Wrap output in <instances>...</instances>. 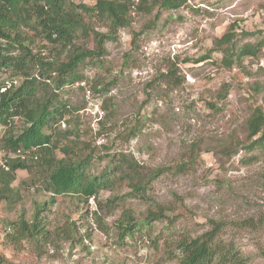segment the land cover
I'll list each match as a JSON object with an SVG mask.
<instances>
[{
  "label": "rangeland",
  "instance_id": "rangeland-1",
  "mask_svg": "<svg viewBox=\"0 0 264 264\" xmlns=\"http://www.w3.org/2000/svg\"><path fill=\"white\" fill-rule=\"evenodd\" d=\"M77 2L93 4L92 0ZM129 5V24L109 34L98 61L87 58L79 64L80 81L59 90L77 116L69 125L61 121L59 128L70 130L77 124L82 132L79 140L99 145L135 125L137 135L129 142L115 140L110 152H129L148 167L187 162L189 168L163 173L142 194L122 186L100 190L86 202L75 194L56 195L54 204L39 213L48 232L46 239L38 241L7 235L13 232L9 221L20 214L30 219L35 207L50 196L31 183L26 170H17L12 186L18 201L12 207L0 201V256L17 264H176L166 251L175 254L178 238L202 233L213 219L223 222L221 240L234 242L250 264H264L262 151L241 145L226 155L222 149L230 137L244 140L242 125L253 106L264 109V49L231 67L223 65L219 52L194 61L231 23L236 47L264 39V0H187L186 6L170 10L159 9L156 0H129ZM82 16L86 29L76 32V46L92 49V30L106 33L107 27L96 16ZM20 33L39 59L66 61L73 53L66 47L68 36L51 44L26 27L20 26ZM9 52L20 50L16 46ZM27 62L30 73L38 74L36 62ZM171 62L177 68L175 76L161 78ZM14 72L10 66L0 71V79L9 80ZM114 78L116 84L109 90L113 113L106 124L115 130H103L98 136L102 98L93 94L92 85ZM94 160L91 170L96 174L105 159ZM112 195L118 196V207L105 202ZM155 203L166 208L162 219L141 222L130 236L116 239L113 222L123 216V210L142 221ZM71 222L74 232L66 230ZM156 238L159 252L152 246Z\"/></svg>",
  "mask_w": 264,
  "mask_h": 264
},
{
  "label": "trees",
  "instance_id": "trees-1",
  "mask_svg": "<svg viewBox=\"0 0 264 264\" xmlns=\"http://www.w3.org/2000/svg\"><path fill=\"white\" fill-rule=\"evenodd\" d=\"M92 1L93 4L89 6L78 2L74 4L76 0H0V71H5L10 66L16 69L9 80L0 79V126L3 128L0 149L14 154L6 161L8 169L0 165V201L10 207L18 201V191L12 186L17 170H26L32 184H38L42 190L50 193L46 202L35 207L30 219L20 214L17 219L7 223L13 231L12 235H7L17 240L38 241L39 237L46 239L48 230L39 213L49 207L47 204H54L56 195L75 194L86 202L100 190L122 186L128 187L133 194H142L163 173H182L189 168L187 162L148 167L139 163L129 152H110L115 140L129 142L137 135L139 129L135 125L122 128L110 140L99 145L93 144V140H79L82 132L77 124L70 130L59 128V123L63 120L69 125L77 119L74 109L63 100L59 90L80 81L82 75L77 70L79 64L87 58L98 61L109 34L129 24V0ZM156 2L162 10L187 5V0ZM83 13L100 18L107 27L106 33L92 30L95 41L92 49L76 46V32L86 29ZM20 26L31 29L34 36L51 44L68 36L66 47L72 48L73 53L66 61L35 57L25 43L28 38L20 33ZM234 28V23L229 24L221 36L214 38L213 46L208 52L194 61L204 60L211 53L219 52L223 65L231 67L234 62H240L244 57H254L264 49V39L243 42L236 47ZM244 34L252 35L247 32ZM134 43L136 44L135 40ZM16 46L20 52L11 54L9 49ZM30 59L39 66L38 74L30 73L27 62ZM176 70L175 63L171 62L160 77L168 80L170 76H175ZM116 81V78L108 83L95 81L92 85L93 94L102 98L103 119L99 120V129L95 133L98 136L104 133L103 130H115V127L106 124V119L113 113V96L109 94V90ZM179 82L180 78L175 84ZM242 127L244 140H239L237 136L230 137L229 142L222 146L224 153H235L242 145L248 150L261 149L264 160L263 107L253 106ZM56 151L61 155H57ZM94 157L105 159L104 166L96 174L91 170L95 163ZM118 199V196L112 195L105 202L118 207ZM155 204V209H147L142 221H136L127 210H123V216L113 222L116 239L123 240L125 236H130L141 222L162 219L166 208ZM209 225L207 230L198 235H183L178 238L175 254L170 250L166 251L169 258L174 259L176 264H250L234 242L219 238L223 222L212 219L209 220ZM74 229V222L66 228L68 232H74ZM158 243L159 239L153 240L155 252H159ZM0 264L17 263H11L0 256Z\"/></svg>",
  "mask_w": 264,
  "mask_h": 264
},
{
  "label": "built area",
  "instance_id": "built-area-1",
  "mask_svg": "<svg viewBox=\"0 0 264 264\" xmlns=\"http://www.w3.org/2000/svg\"><path fill=\"white\" fill-rule=\"evenodd\" d=\"M86 92L89 93L90 91L87 89ZM61 124L62 126H64L63 122ZM1 135H3V128L0 126V136ZM13 156V153L0 149V165H2L5 169H8V164L6 163V161L8 160V158Z\"/></svg>",
  "mask_w": 264,
  "mask_h": 264
}]
</instances>
